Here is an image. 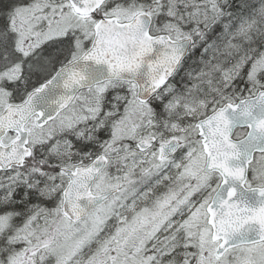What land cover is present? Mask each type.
I'll return each mask as SVG.
<instances>
[{
	"label": "snow or ice",
	"instance_id": "snow-or-ice-1",
	"mask_svg": "<svg viewBox=\"0 0 264 264\" xmlns=\"http://www.w3.org/2000/svg\"><path fill=\"white\" fill-rule=\"evenodd\" d=\"M0 264H264V0H0Z\"/></svg>",
	"mask_w": 264,
	"mask_h": 264
}]
</instances>
